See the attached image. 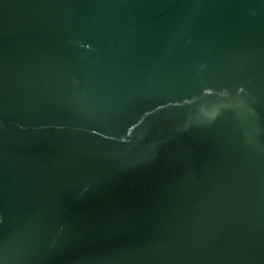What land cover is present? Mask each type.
<instances>
[{
  "label": "water",
  "instance_id": "95a60500",
  "mask_svg": "<svg viewBox=\"0 0 264 264\" xmlns=\"http://www.w3.org/2000/svg\"><path fill=\"white\" fill-rule=\"evenodd\" d=\"M0 264H264V0H0Z\"/></svg>",
  "mask_w": 264,
  "mask_h": 264
}]
</instances>
